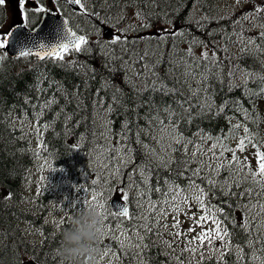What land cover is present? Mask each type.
Wrapping results in <instances>:
<instances>
[{"label": "trees", "instance_id": "trees-1", "mask_svg": "<svg viewBox=\"0 0 264 264\" xmlns=\"http://www.w3.org/2000/svg\"><path fill=\"white\" fill-rule=\"evenodd\" d=\"M97 1L94 0L95 5ZM125 1L132 4L138 2L141 15L152 24L155 23L153 16L162 17L165 14L169 16L166 19L180 25L188 38L175 44L174 48L178 50H182L191 40H203V44H192L193 55L188 58L189 62L201 56L197 49L207 51L209 57L215 52L216 60H202L192 68H181L178 61L171 58L170 48L161 47L154 38L147 39L139 45L140 56L157 57L158 64L154 67L156 76H153L150 84L137 87L123 80V75L128 72L121 68L120 73V66L111 69L110 65V70L107 69L106 63L110 57L103 55L97 58L99 60L93 58L84 62L82 56H75L76 61L82 60L83 63L71 66L50 59L36 62L29 57H4L0 61V264H63L56 252L63 230L71 226V221L65 219L58 230L51 233L50 227L42 223L46 210L45 194L26 195L24 187L28 172L36 163L35 152L30 140L13 122L16 118L35 119L37 126L42 127L39 154L49 158L54 166L68 175L80 172L91 175L92 171L95 172L92 164L94 153L111 154L110 145L106 149L100 148L107 145L103 133H109L110 128V138L131 148V162L149 172L147 186L153 190L163 186L166 180H180L179 172L184 171L185 166L186 154L182 145L176 147L178 151H171L172 162L167 167L147 147L159 134L157 121L153 117L159 116L165 123L170 119L165 111L166 106L172 105L179 113L183 111L179 105L187 101L185 107H190L191 119L177 120L186 140L197 141L200 133L213 137L228 134L239 123L243 128L247 125L249 129H254L256 126L254 120L258 116V105L264 102V94L255 97L249 93L264 88V80L260 79L264 76V55L263 51L257 50V45H249L248 39L259 37L255 34V31H261L259 26L254 27L249 19L250 35L245 34L239 25L230 28L233 26L229 21L231 16L222 11L219 15L217 13L221 10L217 4L222 0H103L108 2L110 8L115 3ZM195 10L204 13L201 23L196 20L198 16L194 15ZM260 15L264 16V13ZM200 24L201 27L197 26ZM238 34L243 35V41ZM241 49H246V52ZM188 71L193 75H186ZM245 73L250 74L246 87ZM205 75L206 80L203 79ZM161 85L166 89H175V92L165 95L159 91ZM117 88L121 91L117 92ZM154 88L157 90L154 91ZM193 90L199 91L194 94ZM114 95L116 100H113ZM205 97L211 98L215 109L223 106V110L218 114L216 110L201 114ZM237 100L243 105L242 108L233 105L232 102ZM225 101L228 102L226 106ZM110 105L112 112L107 111ZM244 109L252 114V119L245 116ZM107 121H111L109 126H106ZM125 121L128 127L121 136ZM243 128L236 129L229 139L244 137ZM164 159L167 161L168 157ZM132 166L129 164L124 168L123 177L128 176ZM113 181L116 184V180ZM123 181L133 182L124 178ZM137 187L133 185L134 190ZM254 187L253 184L252 189ZM134 190H127L130 200L136 197L134 194L130 196ZM215 191L218 204L228 215L229 222L233 219L232 211L239 195H221L218 190ZM239 191L236 188V193ZM9 194L11 199H5ZM235 221L237 225L240 224L238 220ZM24 222L42 230L41 239L40 234L38 239H29L22 228ZM231 228L234 230L233 242L248 246L249 240H252L260 250L262 234L250 235L247 229L243 232L233 225ZM157 232L151 233L150 239H147L150 242L144 256L150 264H170L166 256L170 251L165 248L168 242L161 232L159 235ZM123 261L129 264L127 258L124 257ZM209 264L212 262L209 261Z\"/></svg>", "mask_w": 264, "mask_h": 264}, {"label": "rangeland", "instance_id": "rangeland-1", "mask_svg": "<svg viewBox=\"0 0 264 264\" xmlns=\"http://www.w3.org/2000/svg\"><path fill=\"white\" fill-rule=\"evenodd\" d=\"M84 1L86 3V9L88 8L89 13L93 15V10L101 9L99 15H95L96 17H98V21L94 24L87 25H83L81 23V19L88 20V22L91 21V19L86 14L87 12L81 14V19H79L76 15L68 13L73 26L80 32H82L89 41V45L86 46L88 50H86L85 52L88 53L90 47L96 46L100 52H107V55L110 56V58L115 56V59L118 63L117 66H120V73L121 67L126 69V71L128 72L124 76V78L127 77V82H130L137 87H143V85L145 84H150L153 76H156L154 67L158 64L157 57L152 56L150 58H143L142 56H140L142 52L140 51L139 45L141 44L142 40L145 39L144 36L146 35L160 42L161 47L163 46V48H170L171 58H175L181 68H187V65L183 61L188 60L189 56L187 55V49L189 48V44L194 40L187 42L182 50L174 48L176 43H179L188 38V36H186L185 34L183 36L175 37L168 35V33L173 30L182 31V27L180 25H174L175 21H171V23H168V21L162 19L161 17H158V21L155 23L156 28L154 30H151L148 33L144 34L141 30H137L136 35H134L133 32L135 30V26H137L138 29H141V26L142 29H148L150 27V22L145 25V21L137 18L138 9L134 6V4L129 3L125 4L124 6H120V4L115 3L114 7L110 8L108 2L104 3L103 0H98L95 6L91 3V0ZM262 4H264V1L261 2L260 0H239V4H237V0H222V2L217 4V6L221 8V10L219 9L217 13L219 15L222 11V13L230 15L231 19L229 21L233 26L229 27L232 28L239 25L243 29V32L245 34L250 35L252 29H249L250 25H247L248 20H243V14L252 10L254 8V5ZM43 5L45 8L52 9L53 11L57 8V5L50 3L49 0H43ZM0 9L2 13L0 17V37H2L4 32L11 25L19 22L20 20H22V18L18 6V0H6V3L3 6H0ZM120 10L121 14H112L114 11L119 12ZM194 15L198 16L196 20L200 23L204 20V13L202 11L195 10ZM163 17L166 18L169 16L163 14ZM237 20H240L241 23L236 24L235 21ZM103 25L112 28L114 36L119 34L122 37V43L112 45L110 41L104 40L101 35V27ZM130 25H132L131 28L129 27ZM197 26L201 27L202 24ZM153 32H156L157 34ZM182 32L184 33V31ZM257 33L259 34V32ZM158 35L162 38H166L157 39ZM125 36H132V45H128L126 42H124V39H126ZM134 39L137 41V46H135ZM192 44L199 45L197 43ZM122 48H125L127 51L121 50ZM173 49H175V52H172ZM85 52L78 54L82 55ZM197 52L201 54L204 51L202 49H197ZM0 54H2V50H0ZM76 54L77 53L75 52L67 54L63 62H72ZM18 123L21 124V127H23L29 133V136L33 141V147L35 149H38L39 147L41 148V144L38 140L39 128L36 126L34 121L30 118H25L19 120ZM254 123L256 126L254 129H250V132L253 134L254 139L256 140V143H254L256 147H254L252 144H248L244 152H237V156L239 157L241 162L247 165L243 168V176H237L234 174L230 176V173L226 168L223 169L219 173V175H215L210 168L205 166L202 169V176L196 177L193 176L191 169H196L200 165L199 163H191L187 166L188 170H186V174L184 175L183 186L176 185L175 183L173 184V182H166L162 187H160L162 191H155L146 186L149 172L143 167L137 166L135 162H129L131 155L126 151V146L121 144L115 138H110V134L105 131L103 133V136L106 140H108L107 145L110 144L111 146V154L105 155L104 153H100L94 157L95 161L93 163V167L96 169L99 175L103 177V181L98 191L93 190L92 187L82 186L83 184L78 180H75V182L73 183L74 180L71 177L70 181L64 179V175L60 168L53 166L52 161L49 158L44 159L41 157L40 160H38L36 167H33L29 172V183L27 185L26 191L28 190V193L34 195L36 193H40V191L44 192V190L47 189L50 192L51 197L55 196V198H53V200H51L48 204V207H50V211L47 215V221L52 225L53 228H58V226L62 222V219L66 215H70L72 213L78 215L81 211L85 210L88 207H92L97 212L100 223L98 226L99 239L94 245L96 251L93 253L91 259L84 258L83 264H120L122 253H126V251L133 254V260H140L139 257L142 256L143 249H147V247H144V245L146 244V242L144 241V234L148 232L146 231L144 225H154L157 220H159L161 224L166 223L169 227L166 230L158 226L154 228L166 232L172 238L167 239V242L171 243L172 248L173 246H175L183 255L182 260H180L176 258V255L173 252H169L168 254H166L167 258L172 260L174 264H186L184 262L185 259L190 257H192L193 259L199 258L195 256H197L199 253L201 254L200 251L198 252L199 242L197 244V241L195 243H190V241L195 240L196 236H198L200 232L209 230L213 227L210 223L212 213L210 211H200V206L193 202L194 198L199 195V188L210 190L209 187H211V185H209L208 183V180L210 179H215L220 182V185H222V187H226L227 185L223 183L225 180H227L228 184L232 178H235L239 181L243 178L251 177L249 173L257 169L256 151L259 150L261 152H264V102H261V104L258 105V116L254 120ZM240 128L242 129L243 126L241 125ZM212 142L213 141L203 142L201 139L198 142L189 144L186 159L191 158L192 153L195 151L197 145H200L205 150H207L211 147ZM238 142L239 140L230 139L227 144L230 148L235 149ZM169 143H171V141L168 136L163 135L162 137V134L159 133L152 140V145H149L147 147H149L157 155V157L166 158V153L171 152V149L168 148ZM107 145L105 147L101 146L100 148L106 149ZM177 146L178 145H173V147ZM217 151H219V149H217ZM226 158H231L230 152L226 153ZM195 160L197 162L203 161L205 165L211 163L213 167H215L217 163V161L211 157V153H208L207 155L198 154L195 157ZM126 162H129L130 165H134L132 166V172H130V174H128L127 176V179L132 180L133 182L129 181L127 183L122 180L121 168ZM141 169H143L144 172L143 176L141 175ZM237 171H239V169ZM135 175L138 178H135ZM113 179L117 180L116 184ZM89 181L90 183H93V181L96 182L97 177L92 176ZM139 181H141L143 186L137 187V190L133 192V194L135 195L138 191V196H136L133 201L136 208L135 214L133 215V217H131L132 220L128 222L127 226L119 224V221L113 219L112 214L108 211L107 201L109 198L113 197H116L120 201H126L123 199L124 193L128 195L125 189H127L128 191H131L132 189L134 190L133 185L137 184ZM192 181H194L196 185H199V188H193ZM99 185L100 183L97 182V186ZM177 187L179 189L187 190L186 193L182 192V195H187L189 197V202L187 205L181 206V214L177 217L180 223L179 231H181L183 235L174 238L173 234L175 233V231H177V229L171 227V225L174 223V214L168 210V206L164 204V200L170 199L171 196L175 194ZM221 189L222 191H224V188ZM244 189L246 188H240V191L238 193L242 192ZM254 192L257 191L254 190ZM165 193L167 195H165ZM93 196L96 197L95 200L92 199ZM246 196L239 195L242 200H248V198H245ZM205 198V207L210 210H218L215 212V215L218 219H220L219 215L221 213V208L217 204H214V197L208 198V192H206ZM262 200H264V198H262ZM262 200H260L259 198H254L251 202H245L244 204L257 203V201ZM150 202L151 204L157 205V207L151 208ZM100 203L105 204L104 209H101L98 206ZM241 203L239 204L238 210L235 213V218L239 220L241 218L244 219L245 216L247 218H258V220L262 222V228L264 231V213L260 212L259 207L252 208L251 211H249L248 208H242ZM160 207H163L165 211L168 212V215L166 217H162L160 215ZM199 215L208 216L209 222L204 223L201 227H197V220ZM70 221L72 220L70 219ZM189 228L194 229V231L189 232ZM26 230L28 231L30 238H35L38 236V234L33 230H29V228H27ZM137 233H139V235H137ZM263 235L264 233L261 235V237ZM141 236H143V240H141ZM126 237H130L131 241L129 242ZM121 241H124V247H121ZM109 249H111L109 255L105 256V251ZM185 249H195V251H186ZM235 252L239 253L240 251L236 249ZM256 255L259 256V254ZM117 257H119V259H117ZM258 262L259 260L253 262V264H257Z\"/></svg>", "mask_w": 264, "mask_h": 264}, {"label": "snow or ice", "instance_id": "snow-or-ice-1", "mask_svg": "<svg viewBox=\"0 0 264 264\" xmlns=\"http://www.w3.org/2000/svg\"><path fill=\"white\" fill-rule=\"evenodd\" d=\"M36 2V7H35V12L40 14V13H48L51 16L55 17L56 20L54 24L52 25V36L51 39L44 40L40 38H34L31 41L32 46L31 47H23L19 51V56L20 57H29V56H35L38 60H56V61H64L65 57L67 54L71 52L75 53H82L85 52L87 49L86 46L89 45V41L86 36L84 35H78L75 31H73L69 27V21L67 19H61L59 17V13L61 9L58 7L53 11L52 9L45 8L43 5L39 4V0H35ZM50 3L56 4L57 0H49ZM6 3V0H0V6H3ZM28 3V0H18V6L19 10L21 13V18L22 21L26 22L28 19V12L26 9V5ZM66 3L70 5H76L78 8L83 11L87 12V9L85 7V2L84 0H66ZM237 4H239V0H237ZM264 13V4L262 5H255L253 10L244 13L243 14V20H249L251 19L253 21V25L259 26L261 29L259 33L258 38H249L248 39V44L252 45L255 44L257 45V50L258 51H264V16H261L260 14ZM137 18L142 19L141 13L137 12ZM168 23H171V21H168ZM236 24H240L241 21L237 20L235 21ZM25 27H27V23L24 24ZM163 31V30H161ZM14 35V32L10 31L6 34H3L2 37H0V50H5L9 45H10V37ZM170 36H183L184 33L181 30H173L170 33H168ZM239 35V39L241 41L244 40L243 35ZM166 37H160L159 35L157 36V39H165ZM259 41V43H258ZM110 43L112 45H117L122 43V37L117 34L113 36L110 39ZM192 43H197V44H203L202 41L194 40ZM192 43H190L189 48L187 49V55L189 57H192L193 53V46ZM205 48H207V45H204ZM34 49H36L34 51ZM242 52H246V49H241ZM6 55V52L4 54H0V61L4 59V56ZM202 60H211L212 62H215L216 60V54L213 52L212 56H208V52L204 51L201 53V56L196 58H192L191 62L188 60H184L183 62L187 65L188 68H192L194 65H196L199 61ZM186 75L191 76L193 73L191 71L186 72ZM250 74L245 73V84L244 86L246 87L247 85V79L249 78ZM219 79L220 77L217 76ZM203 79L206 80L207 76H203ZM261 80H264V76L260 77ZM154 84L156 83L155 81L153 82ZM231 84H229V90H231ZM154 91L157 89H153ZM121 90L117 88V92H120ZM159 91L163 92L165 95L168 94L169 92H175V89H166L163 85L159 88ZM199 90H193V93L196 94V92ZM262 94H264V88H260L259 91L252 92L250 91L249 95L250 96H255L259 97ZM117 97L114 95L113 100H116ZM100 101H97L99 103ZM250 103L252 102L251 100L249 101ZM51 103V101L49 102ZM187 101L184 102V104H180V108L183 109V111L177 113L176 109L173 108L172 106H166L165 111L168 114V117L170 118L167 123H165L164 120H161L159 116L153 117L154 120L157 121V131L163 135H167L168 138L170 139L171 143H169L168 148L171 149L172 152L178 151V148H174L173 145H182L184 153L187 154L188 151V145L193 144L194 142L192 140H186V138L183 136L182 132L179 130V125L177 123V120L181 119H191V112H190V107H185V104ZM227 101H225V106L227 105ZM233 105L237 108H242L243 105L240 104V102L233 101ZM150 107H151V102H150ZM216 110L217 114L219 111L223 110V106H221L218 110L215 109L211 98L210 97H205L204 98V105L201 107V114L205 111H213ZM108 112H112L113 108L111 105L107 109ZM245 116L248 119H252V114L247 110L244 109ZM172 117H175V119H172ZM111 124V121L106 122V126H109ZM47 127V126H45ZM127 121H125L124 126L121 130L120 135L123 136L125 134V130L127 129ZM240 127L239 124L234 125L230 130L228 134H222L221 136L218 137H213V136H208L204 135L203 133H200V137L203 142L207 141H213L211 144V147L205 150L203 147L200 145L196 146L195 151L192 153V156L190 159H185L184 160V165L185 169L188 170V165L191 163H199V167L196 169H191L193 176L199 177L202 176V169L207 166L212 170V172L215 175H219V173L223 169H228L230 176L231 175H237V176H243V168L246 167L247 165L243 164L239 157L237 156V152H244L245 148L248 144H252L254 147L256 145L254 144V136L250 132V129L247 125L244 126L243 132H244V137L239 139V142L237 144V147L235 149L230 148L227 144V140L229 139L230 135L235 133V130ZM109 134L111 135V130L109 128ZM186 141V142H185ZM159 142V141H158ZM219 149V151H217ZM128 151H131V149H128ZM231 153V158L227 159L226 158V153ZM208 153H211V157L217 161L216 166L213 167L211 163H208L207 165L204 164L203 161L197 162L195 160V157L199 155H207ZM168 159L165 161L164 157H158L160 163L167 167L168 164L172 162V156L171 152L166 153ZM256 159H257V169L255 171H251L249 174L252 177V182L253 184L260 189L259 192H254V189L252 188H247L244 189L240 193H236L232 191V186H228L226 188V194L230 195H240V196H252L256 195L261 198H264V152H261L259 150L256 151ZM239 169V171H237ZM118 174V173H117ZM141 175H144L143 169H141ZM95 183V181H93ZM209 185H211L212 189H216L220 187V182L215 180V179H210L208 180ZM225 185H227V180L223 182ZM174 184V182H173ZM192 187L193 188H199V185H196L194 181H192ZM235 187L239 188L241 187V182H235ZM155 191H162L161 188H155ZM186 189H179L177 187V190L173 196H171L170 199H165L164 204L168 206V210L173 213V220L174 223L171 225L172 228L177 229L175 231L174 238L175 237H180L183 235L181 231H179L180 228V223L177 217L181 214V206L182 205H187L189 202V197L187 195H182V192L186 193ZM208 191V189H203L199 188V195L194 198L193 202L196 203L197 205L200 206V211H210L212 213L211 217V225L213 226L209 230L202 231L199 233L198 236H196L195 240L190 241V243H195L196 241L199 242L198 247H210L214 244V241L219 240L223 244V249L224 250H219L220 251V259L223 261L226 251L230 249V244L229 241L232 239V233L225 227L222 226V221L221 219H218L217 216L215 215V212L218 210H210L205 207L206 205V198H205V193ZM165 195H167L165 193ZM179 198V199H178ZM5 199H11V194H9ZM93 200L96 199L95 196L92 197ZM123 199L127 200V194H123ZM101 209L105 208L104 203H100L98 205ZM150 207L151 208H156L157 205L151 204L150 202ZM242 208H248L249 211H251L252 208L259 207L260 212L264 213V200L262 201H257V203H252V204H243L241 205ZM160 215L162 217H166L168 215V212L165 211L163 207H160L159 209ZM112 215H118L119 217L127 218L129 217L130 213L127 207H122L119 211V213H112ZM209 222V217L206 215H199L198 220H197V227L203 226L204 223ZM232 224L234 227H239L242 230H246L249 227V223L247 220V217L243 219V221L237 225L235 220H232ZM162 227L165 230L169 227L166 223L161 224L159 220L155 222L154 225H149L145 224L144 227L147 232L153 231L154 227ZM189 232L194 231V229L189 228ZM159 235L160 233L157 232ZM139 235V233H137ZM126 239L131 241L130 237H126ZM141 240H143V236H141ZM260 240L264 242V237H261ZM167 243V242H165ZM253 241L249 240L248 246L252 248ZM124 241H121V247H124ZM168 247H171V243H167ZM144 247H147L145 244ZM186 251L188 250H193L195 249H185ZM111 249L105 251L104 255L107 256L109 255V252ZM257 249L252 248V262H255L257 260L261 261V264H264V243H262V247L260 249L261 255H256ZM227 254H230V251H228ZM114 255V253H113ZM201 258H204V254L201 253ZM119 259V257H117ZM238 259L243 261L246 259V254L244 253L243 248L240 249V254L238 256Z\"/></svg>", "mask_w": 264, "mask_h": 264}, {"label": "clouds", "instance_id": "clouds-1", "mask_svg": "<svg viewBox=\"0 0 264 264\" xmlns=\"http://www.w3.org/2000/svg\"><path fill=\"white\" fill-rule=\"evenodd\" d=\"M99 223V216L92 207L73 217L71 226L62 232L56 252L63 264H83L84 258L91 259L99 239Z\"/></svg>", "mask_w": 264, "mask_h": 264}, {"label": "water", "instance_id": "water-1", "mask_svg": "<svg viewBox=\"0 0 264 264\" xmlns=\"http://www.w3.org/2000/svg\"><path fill=\"white\" fill-rule=\"evenodd\" d=\"M66 2V0H63ZM70 5V4H69ZM72 8L79 10L78 6L70 5ZM64 19L62 16H59ZM56 18L50 15H43L39 24L31 30H27L23 24L14 26L8 32H14V35L10 37V45L5 49V52L9 57L19 56V51L21 48L27 46L31 47V41L34 38H40L44 40L51 39L52 36V25L54 24ZM110 30L104 29V36L109 38ZM36 49H34L35 51ZM35 57V56H33ZM112 204H117L115 200ZM122 206L118 203L116 210L119 212Z\"/></svg>", "mask_w": 264, "mask_h": 264}, {"label": "bare ground", "instance_id": "bare-ground-1", "mask_svg": "<svg viewBox=\"0 0 264 264\" xmlns=\"http://www.w3.org/2000/svg\"><path fill=\"white\" fill-rule=\"evenodd\" d=\"M111 49V48H110ZM138 57V56H137ZM135 72V71H134ZM214 81V80H213ZM173 95V94H172ZM168 101V100H167ZM170 101V100H169ZM172 106V105H171ZM90 109V108H89ZM94 151V150H93ZM134 159V158H133ZM132 160V159H131ZM164 179V178H163ZM160 180V179H159Z\"/></svg>", "mask_w": 264, "mask_h": 264}]
</instances>
